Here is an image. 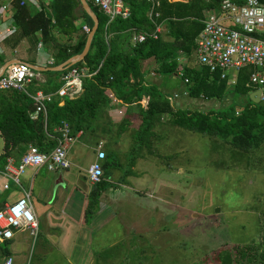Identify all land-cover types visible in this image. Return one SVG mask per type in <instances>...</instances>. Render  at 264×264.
<instances>
[{"label":"trees","instance_id":"obj_1","mask_svg":"<svg viewBox=\"0 0 264 264\" xmlns=\"http://www.w3.org/2000/svg\"><path fill=\"white\" fill-rule=\"evenodd\" d=\"M124 1L130 7L129 17H115L112 20L88 1L98 17V27L84 59L68 68L86 66L89 71H93L101 58L103 62L93 78L83 80V91L77 96L65 98L61 106L58 105V100H53L47 105L46 117L40 113L36 119H32L31 113L35 108L26 93L17 90L0 91V130L4 142L3 153L0 154V170L4 169L9 157L19 161L30 144L38 146L44 152L52 150L58 144L60 133L57 127L63 120L69 123L73 136L89 128L96 111L101 108L102 103L108 101L101 91L105 87H110L124 103H136L142 122L134 133L144 140L152 133L155 119L168 115V121L174 125L207 135L212 140L216 138L219 145L229 144L233 149L249 152L263 144L264 105L254 103L250 98L243 104L236 101L239 95L248 97L250 91L254 90L248 85L254 68H241L235 83L229 85L228 76L221 78L220 71L211 72L208 67L201 66L196 61L195 39L204 26L205 13L207 9L218 7L222 0H160V5L156 8L159 12L157 21L165 23V36L158 39L147 38L134 45L130 42L131 29L151 31L154 28L147 16L150 3L147 0ZM259 1L264 5V0ZM17 2L13 8L15 26L10 37L15 45L28 38L32 42H41L46 48L52 47V66L82 51L88 32L79 30L75 21L84 19L90 28L93 22L83 10L80 0H52L50 6L53 20L43 9L38 10L28 3L20 6ZM36 32L40 33L39 37ZM259 35L264 37V29ZM149 58L154 59V74L185 82L186 92L190 97L222 101L232 95V102L207 111L173 105L155 84H148L142 64ZM68 68L61 71L46 70L44 73L49 76L53 88H46V84L39 83L43 91H56ZM39 88L34 87L30 91L35 92ZM143 99L148 101L145 108L140 106ZM230 152L234 155L235 151ZM260 155L257 160L264 157L263 154ZM108 157L110 159L107 158L104 165V159L101 161L102 171L103 167L106 168L105 165H112V154ZM249 159L252 161L253 157ZM101 183L102 180L96 183V188ZM10 191L11 189L3 191L4 196ZM90 202L86 217L91 212L88 210L95 204L94 200ZM2 206L3 202L0 208ZM261 218L263 221L261 220L255 237L243 244H232L229 249L221 251L226 258L224 264H264V215ZM10 242L11 240L0 242V255L10 254Z\"/></svg>","mask_w":264,"mask_h":264},{"label":"crops","instance_id":"obj_2","mask_svg":"<svg viewBox=\"0 0 264 264\" xmlns=\"http://www.w3.org/2000/svg\"><path fill=\"white\" fill-rule=\"evenodd\" d=\"M51 1L52 0H48L47 4L44 2L40 4L29 2L28 4L36 7L38 10L43 9L48 17H51L53 20V12L50 6ZM147 1L150 3L147 16L153 22L154 28L151 31L134 28L131 30L132 32H154L156 26H160V32H158L157 38L150 37L152 39H158L160 36H165L167 32L165 23L163 21H157L159 12L156 8L159 7L160 0H158L159 3L153 7L151 15H149L151 2L149 0ZM3 3L4 1L0 0V6ZM207 12L208 9L205 13V17ZM155 13H157V15H155ZM2 17L3 14L0 11V25L3 22ZM75 24H77L80 27L79 30L82 31L81 25L86 23L83 19L75 21ZM86 25L89 27L90 31V25ZM14 26L13 14V29ZM11 36L12 34L7 36L0 44L1 62L5 64L6 62H13L11 61L13 59H20L29 64L37 65L38 68L36 69L41 73L42 78L30 84L29 90L34 87L38 88L39 86V90L43 91V87H41L42 85L40 86L39 83L46 84V88L52 89L53 83L49 79V76L44 73L46 70H42V68L52 66L54 61L53 48L47 47L45 52L40 54L39 62L29 61L26 58H22V56L17 57L16 55V46L19 44V48L22 47V43L28 40V38L23 39L15 45L13 41H11ZM36 36L39 37L40 33L36 32ZM130 42L133 44L131 38ZM30 44L27 52L33 50L35 47H44L41 42L37 41H30ZM153 66L154 59L149 58L142 64V70L146 73L145 77L148 84L153 83L158 86L157 83L161 81V78L160 75L154 74L152 71ZM227 76L229 77L228 84H234L236 78L234 82L231 81L233 80V72H228ZM167 82H172V80L169 78ZM182 83L183 84L174 89L172 93L162 91L167 98L168 96L177 94L174 99L169 101L178 107L184 106L188 98L197 100V98L190 97L187 94L186 84L183 81ZM252 87L254 88L253 91L264 88L259 86ZM101 91L102 95L108 100L107 103H102L101 108L96 111L95 119L90 122V127L76 134L75 142L71 146L69 153L75 156L80 148L82 150L92 149L94 161L96 159L97 146L99 142H102L103 149L106 153L103 165L107 162V158L110 159V157H108L109 154H112L113 159L112 165H105L108 169H104L103 167L102 183L96 188L95 184H92L88 179L87 168L93 161L90 162L87 167H84L77 159H71L70 166L62 171H51L45 166H41L35 169H26L23 173L27 181L25 184L22 182V187L30 191V196L34 194L35 198L40 202L41 210L37 211L33 206L34 212L36 217L42 216L46 223L44 230L47 234V249L39 246L38 253L44 254L50 250L56 252V256L49 264H58L60 261L64 264H120V262L125 261V263L128 264V253L129 250L135 247V237L143 238L146 234L151 236L156 230H159L160 225V230L165 229L162 226L163 223L161 218L167 222L166 216L158 217L156 215L166 210L168 207L171 194L169 196L167 192H178L176 186L168 188V183L180 184L182 179L178 177L177 180L170 179L168 177V172L178 176L183 173V166L189 164L187 161L184 163H175V165H170L169 168L163 170V166H168L165 163L167 157L175 155L176 152L181 153L184 157L183 153L186 149V145L191 143L195 145L198 143L197 146L199 147V142L194 143L193 139L190 142L184 137V134H182L190 132L193 137V134L196 132L169 122L168 115H163L159 119H155V123L151 130L152 133L147 135L150 139L147 138L142 141L140 146H134V131L139 128L142 122L138 106L136 103H124L121 99L116 97L110 87H105L101 89ZM110 94H112L116 100L109 97ZM262 96H264V90L262 91ZM247 98H250L249 94L248 97L239 95L237 97V103L243 104L247 101ZM58 99L57 96L54 97V101ZM213 100L214 102L219 101L216 99ZM226 100H228L227 106L228 103L232 102V95H228ZM140 106L145 108L144 104L140 103ZM188 107L187 109H191ZM54 130H56V128H54ZM171 135H175V138H173L174 140L170 139ZM213 141L214 139L211 142ZM171 148L172 150H176L169 153L168 150ZM222 149L219 152L224 154ZM258 149L260 148L258 147L255 150ZM132 150H135L136 154H131ZM214 150V148H210L209 151H211V155H218ZM262 154L264 155V153ZM235 156L237 155L235 154ZM123 166L124 168L122 169ZM137 166H139L140 170L135 172ZM131 170L134 172L132 173ZM156 170H158V173H156ZM149 175L151 176L148 177ZM130 176L133 177V180L129 179ZM2 182L3 180L0 176V204L3 202L4 205L8 202L6 198L11 191L4 196L3 191L7 189H2ZM149 182H153L152 187L148 185ZM9 189L15 190L13 188ZM22 193V189L19 188V196H21ZM175 194L176 193H172V196H175ZM91 200H94L95 204L92 206V209L90 208V210H88L91 212L88 214V217H86V211L89 208V204H91ZM194 201L195 200L192 199V202ZM174 206H177V204L174 203ZM176 211L177 210L174 212ZM153 215H155V220L154 222H150L149 218ZM124 243L126 245H124ZM138 243L142 244L144 242L139 240ZM177 245L178 244L174 243V246ZM10 253L12 252L10 251ZM43 264L46 263L43 262Z\"/></svg>","mask_w":264,"mask_h":264},{"label":"rangeland","instance_id":"obj_3","mask_svg":"<svg viewBox=\"0 0 264 264\" xmlns=\"http://www.w3.org/2000/svg\"><path fill=\"white\" fill-rule=\"evenodd\" d=\"M22 44L20 48L19 44L16 46L17 57L22 56L29 61L39 62L40 54L45 52L46 46L35 47L27 52L31 45L30 41L26 40ZM160 78L161 81L157 83V87L161 93L162 91L172 93L183 84L179 79H170L172 82H167L168 77L160 76ZM226 98L217 102L213 99L188 98L184 106L207 111L211 108L226 106L228 102ZM182 134L190 142L192 139L194 143L199 142L200 149L197 146L198 143L196 145L191 143L186 145L184 157L179 152L167 157L165 163L168 166H163V170L175 163L187 161L189 164L183 166L184 171L178 176L168 172L170 179L177 180V177L182 179L180 184L168 183V188L176 186L178 192H172L176 193L174 197L171 192H167L169 196L171 194L168 207L156 215L166 216L167 222L161 218L165 229L160 230V225L159 230L151 236L146 234L143 238L135 237V247L128 253V264H224L226 258L223 257L225 255H222V250L229 249L232 244L238 245L250 241L259 231L260 222L263 221L261 216L264 215V157L260 160L256 158L264 153V142L259 147L260 150L242 152L233 149L229 144L219 145L217 143L219 140L216 138L215 142H211L212 139H208L207 135L194 133L192 137L190 132ZM173 138L175 135H171L170 139L174 140ZM133 139L134 146H140L144 141L136 133ZM3 144V138L0 136V154L3 153ZM211 147L218 155H211L209 151ZM221 149L224 154L219 152ZM174 150L171 148L168 152ZM229 150L235 151L234 155ZM131 154H136V151L132 150ZM251 157H253L252 161L249 159ZM68 158L69 160L77 159L80 164L87 167L93 161L94 154L92 149L80 148L75 156L69 153ZM138 170H140L139 166L135 168V172ZM131 172L134 171L131 170ZM20 179L23 184L27 181L25 174H22ZM129 179L133 180V177L130 176ZM148 185L152 187L153 182H149ZM18 197L19 188L11 190L6 200L11 202ZM30 199L35 209L40 211V202L34 194H31ZM192 199L195 201L192 202ZM174 203L177 206H174ZM175 210L177 211L174 212ZM37 218L39 227L35 238L28 230L19 231L15 233L8 245L14 256V264H43V262L49 264L56 256L54 250L44 254L38 253V247L47 249L48 242L44 230L45 220L42 216ZM154 220L155 215L149 218L150 222ZM139 240L144 243L139 244ZM174 243L178 245L174 246ZM58 264L64 263L60 261ZM120 264L126 263L122 261Z\"/></svg>","mask_w":264,"mask_h":264},{"label":"built area","instance_id":"obj_4","mask_svg":"<svg viewBox=\"0 0 264 264\" xmlns=\"http://www.w3.org/2000/svg\"><path fill=\"white\" fill-rule=\"evenodd\" d=\"M0 11L3 14V22L0 25V44L13 31V8L18 1L19 5L29 2L48 3V0H3ZM101 12L107 15L109 20L115 17L128 18L130 9L124 0H88ZM151 2L153 7L158 0ZM157 15V13H155ZM204 26L195 39L196 61L199 65L209 68L211 72L220 71V76L226 77L228 72H233L235 81L238 71L245 66H252L254 71L249 77L248 85L264 87V37L259 34L264 29V5L259 0H222L218 7L209 9L203 20ZM82 30L89 32L86 24ZM160 26H156L154 32H136L131 34L133 44L144 42L147 38H157ZM1 56V50H0ZM102 66V59L98 61L96 68L89 71L86 66H73L68 68L61 77V86L52 93L42 90L31 92L29 85L42 78L41 73L32 68L26 61L11 62L4 65L0 58V91L17 90L26 93L33 102L34 111L32 119H36L40 113L47 116V105L57 96L58 105L64 104L65 98H74L83 91V80L93 78ZM185 81H187L185 79ZM177 96H168L171 101ZM114 100L115 97L110 94ZM262 96L261 93V97ZM148 103L147 99L140 101ZM60 133L58 144L50 151H41L38 146L30 144L19 161L13 157L7 159L4 169L0 170L3 180L2 189H22V195L17 199L7 202L0 208V242L12 240L18 231L28 230L34 238L38 232V219L35 215L30 200V191L22 187L20 176L26 169H35L45 166L51 171H62L70 166L68 158L69 150L75 142L76 136L71 135L67 121H61L57 127ZM1 136V130H0ZM96 159L88 166L87 175L92 184L102 179V163L106 153L103 143L97 146ZM14 256L10 253L0 255V264H14Z\"/></svg>","mask_w":264,"mask_h":264},{"label":"water","instance_id":"obj_5","mask_svg":"<svg viewBox=\"0 0 264 264\" xmlns=\"http://www.w3.org/2000/svg\"><path fill=\"white\" fill-rule=\"evenodd\" d=\"M80 3L82 5L83 10L90 16V18L92 19V27L89 31V33L87 34V38H86V42L84 44V47L82 49V51L80 53L74 54L72 56H70L68 59H66L65 61H63L62 63L55 65V66H51V67H44L42 68V70H53V71H61V70H65L66 68H68L69 66L75 64L76 62L82 60L85 55L87 54L89 47H90V43L92 40V37L98 27V17L95 14V12L92 10L91 6L88 3V0H80ZM13 62H18L21 61L20 59H13L11 60ZM6 64H8V62H6L4 65L6 66ZM32 68H38L37 65L34 64H29ZM264 90V88H260L257 89L253 92H250V98L254 103L260 104V105H264V98H260L261 97V93Z\"/></svg>","mask_w":264,"mask_h":264}]
</instances>
